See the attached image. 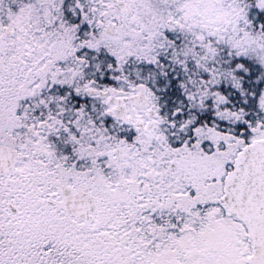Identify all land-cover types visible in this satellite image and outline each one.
Returning <instances> with one entry per match:
<instances>
[{"label":"snow or ice","instance_id":"6c2138e0","mask_svg":"<svg viewBox=\"0 0 264 264\" xmlns=\"http://www.w3.org/2000/svg\"><path fill=\"white\" fill-rule=\"evenodd\" d=\"M0 264H264V0H0Z\"/></svg>","mask_w":264,"mask_h":264}]
</instances>
